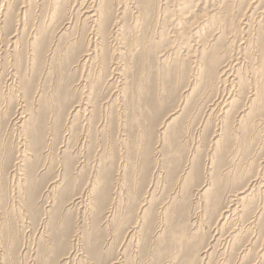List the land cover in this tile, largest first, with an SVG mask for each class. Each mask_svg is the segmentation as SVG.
Instances as JSON below:
<instances>
[{"label": "bare ground", "instance_id": "bare-ground-1", "mask_svg": "<svg viewBox=\"0 0 264 264\" xmlns=\"http://www.w3.org/2000/svg\"><path fill=\"white\" fill-rule=\"evenodd\" d=\"M160 10L170 19L165 21L169 24L167 27L162 25L161 35L158 36H166L167 42L158 50L163 44V37L160 40L157 38L155 43L153 42L156 37L153 42L150 40L151 43L149 39L142 43L139 33H142L140 29L145 21ZM128 14L132 21L130 23L129 17L126 18ZM30 23L31 31L26 33ZM126 35H132L133 39L128 42ZM149 55H153V62ZM169 63L175 72L173 81L175 78L178 83L179 79L185 81L181 87H184L183 93L180 94L179 102L168 111L157 131L155 126L153 131L152 126L147 128L150 132L149 139L147 138L142 151L146 153V163L151 154L156 152L158 156L161 153L160 146L163 143L153 146L154 148L151 146V138L156 133L159 140L164 139L162 142L173 156L172 163L179 164L185 155L188 167H185L186 172L182 173L185 176L177 179L186 193L182 195L181 200H174L164 206L168 231L165 233L163 228L164 233L159 232L161 239L154 244L155 248H152L155 253L153 257L158 259L166 253V264H211L219 247V240L215 241L218 237L214 234V238L207 242L209 236L207 244L204 245L205 237H199V234L201 228L209 224L210 216H214L213 218L218 219L221 229L233 225L232 228L229 227L231 230L228 231V239L225 243L221 242L222 247L219 250L231 258L238 248V262L243 263L256 240L261 238L259 226L264 217V205L257 206L259 197L264 194V0H0V157L3 158L7 154L10 158L16 157L11 175L12 186L9 190V187H5L4 163H0V195L12 197L14 193L23 196L29 194L31 201L34 194L40 191V173L54 169L53 165L56 163L61 167L60 175L55 179L51 178L52 181L45 187L44 196L47 198L50 192L65 183L75 191L81 179L82 169L93 156L90 154L92 145L97 148L105 146L98 154L100 166L97 173L95 172L96 175L89 169L91 175H95L89 188L90 193L107 199L110 204L107 210L109 207L110 209L106 210L104 222H110L111 217L116 215L115 208L118 207L124 188L121 179L123 175L120 177V174H115V166L120 158L129 159V154L139 148L143 133V117L137 113L133 99H129L131 103L128 104L127 97L133 95L126 90L127 73H133V77L139 78L150 72L153 65L157 66L158 69L155 70L158 71L153 79L156 81V88H152L155 93L150 94L152 99L154 96L157 108L160 105L162 108V93L165 89L162 79L164 68ZM76 71L80 73L76 74ZM120 77L125 84L120 87L123 105L121 104L122 111L117 112L116 116L114 103L120 99V94L111 93L107 99L106 94H109V91L106 93V90L120 81ZM145 81L148 82L147 78ZM137 83L140 86V90L137 89L140 94L143 85L145 88L148 84L140 80ZM172 86L175 88L172 90L174 93L179 86L176 88V83ZM73 91L80 92V97L74 96ZM139 107L140 104L138 109ZM104 111L106 118H103ZM6 125L19 131V141L12 147L9 144V149L2 136ZM210 126V142L205 146H211V162L207 167L211 179L209 181L207 178V181L197 184L193 191L190 182H197L203 167L207 165L202 167L200 164V141L202 138L204 140ZM114 133L118 139L116 147L124 146V150L119 148L122 152L120 156L118 149L113 147ZM101 134L106 137L98 140L97 135L102 137ZM58 140L62 143L59 151L56 146ZM103 141H107L106 145H103ZM133 144L137 145L135 150ZM137 151L136 154H139ZM93 153L95 155L96 152ZM127 164L125 163L124 167ZM130 166L127 167L131 168ZM8 177L7 175L6 178ZM67 190L66 188L65 191ZM189 190L190 193L195 192V197L189 194ZM75 192L73 198L77 195ZM78 194L75 198L80 199L82 203L84 195H80L79 191ZM95 195H92L91 199H94ZM151 196L152 192L145 196L143 201H150ZM131 197L129 198L132 199ZM91 199L90 202L94 203ZM189 201L191 206L186 205ZM171 204L191 207L188 213L180 212L181 215L187 213L188 219L183 221L185 224H177L176 218L174 220L175 211L173 212ZM144 205L143 203V209H140L142 219L148 210L144 209ZM94 207L96 211L101 212L102 205ZM120 217L122 219V216ZM173 221L176 222L173 223L174 227ZM245 222L248 228L243 225ZM100 226L102 227L94 224L96 236L103 231ZM128 227L130 228V225ZM253 227H257L254 230L255 235L252 231L248 233L254 237L247 238L243 244L244 229L248 231ZM108 228L106 227L102 234L107 235L104 238L108 239L111 246L113 242L109 241L117 239L115 230L118 232L119 228ZM134 234L130 233L127 240L134 237ZM167 239L168 243L171 241L170 245L174 244L172 250L167 247ZM100 241H91L94 247L92 254L98 258L112 251L110 248L106 251L101 249ZM75 246L76 244H72V252ZM65 257H69V254ZM259 257L260 260L264 258V248L259 252ZM111 264H119L118 259Z\"/></svg>", "mask_w": 264, "mask_h": 264}, {"label": "rangeland", "instance_id": "rangeland-1", "mask_svg": "<svg viewBox=\"0 0 264 264\" xmlns=\"http://www.w3.org/2000/svg\"><path fill=\"white\" fill-rule=\"evenodd\" d=\"M154 1L159 2L161 0H154ZM170 4H172V3H170ZM170 4H169V6H170ZM157 13L155 15L151 16V18L149 17L145 21L144 26H142V28L145 30H143L142 28L140 29V31L143 33V35H142V33H139V37H140L139 39L141 40L142 43H144L145 42L144 40L149 39L148 41H150V40L152 41L156 37L154 42L152 41L153 43H155L157 38H158V40H160L161 37H163L162 38L163 44L158 49V50H161L164 43L167 42V39H166L167 37L161 36L159 38L158 36L161 35L160 31L162 29V25L164 27H167L169 25L165 21H167L170 18L163 14V10H160V12L158 11ZM129 16H130V14H128L126 16V18H128ZM169 21H168V23H170ZM130 22H132V21L130 20V17H129V23ZM31 27H32V25L30 23L29 26L26 28L25 32L29 33L31 31ZM156 27H158V28H156ZM166 33H167V31H166ZM126 38L128 39V42H129L133 39V36L128 35V37H127V35H126ZM124 41H127V40H124ZM151 41H150V43H151ZM124 46H126V42H124ZM149 57L152 58V62H153V60H154L153 55H149ZM40 67H43V65H40ZM170 67H172V65L170 66V63H169L167 65V67L164 68V74H163L164 80L162 79V81H163V85H164L165 89L163 91L164 93H162V96L164 99V103H163L162 108H161V105L159 106V108H157L158 105L155 102L154 96L152 99V95H151V94L155 93L154 89H152V88H153V86L156 85V81L154 82L153 79L155 76L154 74L158 71V70L156 71L155 69H158V67L153 65L150 72H146L145 74H143L144 76L139 77V78L133 77V73H130V72L127 73L128 83L126 86V90L128 91L129 94L133 95V96H131V95L129 96V94H128L129 97H127V100H129V99H131V101H132V99L134 100L132 102H133V104L135 103L136 111L138 110L137 113L139 112L138 114H140V116L143 117L142 118L143 133H142V138L140 140L139 148H137V145L135 146L133 144L134 150L137 148V150L139 151L141 148V150L139 152L136 150L137 153H139V154H136V151H133V153L129 154V159H127V157L120 158V161H118V163L116 164V166L118 168L115 166V170H116V171H114L115 174L116 173L120 174L119 175L120 177L123 175L121 179H122L123 185L125 184L124 186L122 185V187H124V188H122V191H121V197L118 201L119 204L117 203L118 207L115 205L116 206L115 211H117V212H115V214L118 217L115 215V217H111L110 222H107V223L104 222L105 221L104 219L107 215L106 212L110 209V207H109V209L107 210V208H108V206H110V204L107 202V199L104 198L103 196H99L98 194L95 195L94 193H90L91 191H90L89 186L91 187L92 181L94 180V176L96 175L97 170L99 169L98 166H100L99 160H98V154H99V152H102L104 150L103 147L105 148V146H103V147L98 146V148L100 149V150H98L97 146L95 147L93 144L91 147V151H90L91 156H92V154H93V156H92V158H90L89 162L87 164H85L86 167L84 166V168L81 171V175H80L81 179L78 181V186L75 189L76 192L74 190H72L70 185L65 183V184L58 186L56 188L57 190L55 189L56 191L54 190L53 192H50L49 196L47 198L44 196L46 188H47V184L49 183V181H52L53 178L54 179L57 178L58 177L57 175L61 171V167H59L60 166L59 163L58 164L56 163L53 165L54 169H56L55 171L53 168H51V169L47 168L48 171L44 170L40 173L41 174L40 178H39L40 179L39 180L40 185H41L40 191H38L36 194H34L31 201H30L29 194L28 195L25 194V196H26L25 197L19 193L18 194L14 193L12 195L13 198L11 196H3L2 197L1 196L2 194L0 195V264H47V263L48 264H111L112 261L117 260V259L119 261V264H163V263L166 264L167 263L168 259H167L166 253L163 254L162 256H160L158 259H156L155 257H153L155 254L153 249L155 248L154 244L156 245L158 240L161 239L159 236L164 232L167 233V231H168V222L165 221L164 206L166 204H168L169 202H173L174 200H177V201L181 200L182 197L185 195L184 193H186L185 190H183V186H181L182 184H180L178 179L180 177L183 178L185 176L182 173L186 172V168L188 167L186 165L187 159H185L186 156L184 155L183 156L184 160L179 161L181 163V165H180V163L179 164H176L175 162L172 163L171 162V160L173 159L172 154L168 151L169 149L167 146L164 145V142H162V141H164V139L160 138V140H161L160 141L159 137L156 133L151 138V146L156 147L157 145H160L163 143L160 146L162 148L161 153L158 154V156H157V153L154 152L153 153L154 155H152V154L150 155V160L148 157V162L146 163L145 162L146 153L143 152L142 150L145 148L146 141H148L147 138L150 134V132L147 131V128H150L152 126V131H153V126H155L154 128L157 131L159 129L161 123L163 122L166 114L168 113V111L171 110L179 102V100H180L179 98H181V95H182L181 93H183L182 90L184 87L183 88H181V87L185 84V81L183 79H179V78L178 79H179L180 83H178L177 78H175V81H173L175 72ZM165 72H167V73H165ZM79 73H80L79 71H76V74H79ZM147 73H148V75H147ZM171 73H173V74H171ZM165 74L166 75L168 74V75L166 76ZM132 77H133V79H132ZM143 77L145 78V80L147 78L148 82L145 81ZM35 78L36 79L38 78V71L36 73ZM120 79L122 81L118 80L117 83H115L113 86H111V89L113 91L109 88L110 90L109 89L106 90V93H107V91H109L108 92L109 94L105 93L107 95L106 96L107 99L111 96V93L115 92L116 95H117V93L120 94V99L118 100L119 102L116 101L114 103L115 104L114 105V111L116 112V114L114 113V115H116V116H117V112L119 113L120 111H122V105H123L121 103V98L123 96H122V93H120V89L125 84L122 83V82H124L123 78L120 77ZM139 80H140V82L143 81V83L146 85L148 84L145 88L143 85V90H141L142 92L140 91L141 92L140 94L138 93V90H137V89L140 90V88H139L140 86L137 83V82H139ZM119 82H120V84H119ZM173 83L174 84L176 83V88H177V86H179L178 90L177 91L175 90L174 93L172 92V90L175 89L172 86ZM135 87H137V88L135 89ZM155 88H156V86H155ZM179 89H180V91H179ZM146 90H148V91H146ZM73 94H74V96H76L78 98L81 95L80 92L75 93L74 91H73ZM138 95H140V96H138ZM140 98H141L142 102H141ZM136 99H138V100H136ZM129 101H128V104L131 103V101L130 102ZM139 104H140V107L138 109ZM105 115L106 114L104 111L103 118L107 117ZM117 129L118 128L116 127L115 130H117ZM137 130L139 131L140 129H137ZM137 130H136V132H137ZM207 131H208V134L211 132V126L209 127V129H207ZM208 134L204 136L205 138H208V139L204 138V140H203V138H202V141H200L201 149H202L200 152V155L202 158L200 164L202 165V167L205 164H207L204 166L206 168L209 166V163L211 162V158L209 159V157H211V154L209 153V151H211V149H210L211 146H210V144L208 146H205V145H207L208 142H210V134H209V136H208ZM2 136H4V139L6 141L7 146L10 144L9 146L12 147L13 144H15L19 141V131L17 132V129L10 127V126H7V125L5 126V128H3ZM94 136L96 139V135H94ZM113 136L115 137V139L113 138V140L115 142L113 147H116V144L118 141V139H116V133H114ZM97 137H98L97 139L100 140L101 138L103 139V137L105 138L106 135H104V136L102 135V137L100 135H97ZM57 142H59V143H56L57 144L56 145L57 151H59L60 147H61L60 144H62V143L60 140H58ZM106 142L107 141H103L102 142L103 145H106L105 144ZM137 142H138V139H137ZM198 144H199V139H198ZM9 146H8V149H9ZM92 148H94L93 151H92ZM119 148L124 150V146L120 145V147L119 146L116 147V149H118V156H120V153H122ZM182 150H183V148H182ZM93 152H96L95 155ZM5 157H6V159H5ZM5 157L4 156H3V158L0 157V159H1L0 163L1 162L4 163L3 167H4L5 187H6V189L9 187L7 189V190H9L12 186L11 185L12 184L11 175L13 173V169L15 168V165L13 167V161H15L14 162V164H15L16 163V157L10 158L9 154H7V156H5ZM95 157H97V158H95ZM131 157H133V158H131ZM137 157L140 159V163H139V159H137ZM204 158H205V160H204ZM13 159H15V160H13ZM7 160H9V161H7ZM204 161H205V163H203ZM9 162H10V164H9ZM93 163H95V164H93ZM97 163H98V165H97ZM119 163H121V165ZM125 163L126 164L128 163L127 164L128 167L130 165H132V166H130L131 168H128L126 166L128 168V169H126V167H124ZM133 163H134V165H133ZM135 163L136 164L138 163L139 165L136 166ZM55 165H57V166H55ZM87 165L90 168L89 167L87 168ZM204 167H203V171H202L203 173L201 172L200 178L198 177V181L196 182V181L192 180L190 182L191 183L190 188H192V190L197 186V184H200L201 182H204L207 180L210 181L211 175H209V173L207 171L208 168L204 169ZM133 168H134V170H133ZM183 168L185 169L184 171H183ZM89 169L92 172L94 171L93 174H95V175L92 176L91 175L92 172ZM80 170H81V168H80ZM204 171H205V173H204ZM9 172L11 173L10 175H9ZM174 172H175L176 176L174 175ZM54 173H57V174L54 175ZM130 174H131V176H129ZM7 175L10 177V178L8 177L9 179L6 178ZM177 175L179 177H177ZM83 176L85 179H83ZM127 176H128V178H127ZM133 176H134V178H133ZM203 177H204V179H202ZM87 179H89V181ZM133 179H134V181H133ZM43 181H45L44 182L45 184L43 183ZM87 181H88V183H86ZM176 181L178 184L176 183ZM194 184H195V186H194ZM152 185H154V186L152 187ZM81 187H85L86 189L85 188L83 189ZM66 188L68 189L67 191H65ZM80 188H81V191L83 190L82 192L79 190ZM123 190H124V192H123ZM132 190H133V192H131ZM190 190H189V194H193V196H194L195 192L190 193L191 192ZM78 191H79V193H81L80 195H82V196L84 195L82 197L83 198L82 203L80 202V199L75 198V197L79 196ZM125 191H126V193H125ZM74 192H75V194L77 193V195L74 197L75 199L73 198ZM151 192H152V196L149 198L150 201L144 202L143 199L146 198L145 196L149 195ZM16 194H17V196H15ZM92 195L93 196L95 195L94 199H91V197H93ZM131 195L133 198L131 197ZM261 195H262V196H260L261 199L259 197V199H258L259 201L257 202L258 203L257 206H260V207L264 205L263 204L264 203V199H263L264 194H261ZM14 196L19 200V202H18V200L16 201V198H14ZM127 196L131 197L132 199H130ZM4 197H6L7 199ZM27 197H28V199H27ZM87 198H89V199H87ZM71 199H73L75 201H73ZM90 199L94 203H91ZM128 199H130V201L132 202L131 204H130V201ZM21 200L22 201L24 200V201L22 202ZM70 201H72V202L70 203ZM25 202H26V204H25ZM89 202H90V204H89ZM259 202H260V204H259ZM20 203H22V204L20 205ZM143 203L145 204L144 209L147 208L148 210H147L145 217H143V219H142V218H140V216L143 215V214H141V210L143 209V207H142ZM99 204L102 205L101 212L96 211L95 207H94V206L99 205ZM178 204H179V202H178ZM178 204H171L170 205V206L173 205L172 206L173 212L177 211V213L180 214L181 211H186L188 213V209H189V211L191 210L190 209L191 207L187 206V208H186V205L191 206V201H189L185 205V207H182L183 206L182 204H180V205H178ZM174 206H178V207H174ZM177 208H179V211ZM170 209L172 210V208H170ZM175 212L173 215H174V220L176 218L175 221H177V224H185L184 222H186L188 219L187 213L185 212L186 214L183 213V215H181V214L176 215L177 213L175 214ZM103 213H106V214H103ZM120 213L123 215H121ZM102 216H104V217H102ZM119 216H122V219H121V217L119 218ZM162 216L164 217L163 219H162ZM146 217H147V219L149 218L147 222H146V220H147ZM213 217L210 216V218L208 219V220H210L209 224L207 226H204L203 229L201 228L202 231H200V234H199V237H205L204 238V245H206L207 242L210 241V239L214 238V234H215V237H218L215 241H217V240L220 241V242L218 241L219 247H217L218 250H217L215 256L213 257V259L214 258L215 259L212 260L211 264H214V263L215 264H233V262H235L236 264H239V263L240 264H253V263L254 264L255 263L256 264H258V263L264 264V258H262V260H260V257H259V252L262 251L264 248V239H262V236L264 238V226H263L264 225V221H263L264 217L262 218L263 224L261 223V225H260L261 227L259 226L261 238L257 239L258 241L256 240V242L254 243V247H253L254 250L252 249L253 253L251 251L246 256V258H245L246 261L244 260L243 263L238 262V259L240 258V257H238V255H240L239 254L240 251L238 248L233 253L235 256L231 255L232 256L231 258L229 256L226 257L227 255L224 252H221L219 250V248L222 247L221 242L225 243L226 240L228 239V234H229L233 225L230 226L231 225L230 224V225H228V227H224L223 229H221V228H219L220 224L218 223V219L213 218ZM114 218H116L117 222L114 221L115 220ZM118 218L120 219L119 221H118ZM179 219H181V220L179 221ZM102 222H104V223H102ZM118 222H119V224H118ZM215 222L218 224H216ZM95 223L102 225V227H103V231L101 230V233H97V236H96L95 227H94ZM111 223H114L115 225L111 224ZM173 223H174V221L172 222V226H173ZM162 224H163V226H162ZM211 224H212V226H211ZM129 225H130V228L128 227ZM243 225H245L248 228L247 222H245ZM92 226H93V228H92ZM108 226H110V227L108 228ZM102 227L100 226V229H102ZM106 227L109 230L119 228L118 232L115 230L117 239L116 240L113 239V240L109 241V242L114 243V244L111 243V246H109L108 239L105 240V238H104V236L107 237V235L102 234L104 232V230L106 229ZM229 227H231V228H229ZM154 228H156V229H154ZM163 228L165 230L164 232H163ZM208 228H209V230H208ZM216 228H217V230H216ZM92 229H93V231H92ZM161 229H162V231H161ZM256 229H257V227H253L252 229H249L248 231H247V229H244L243 236L245 239L243 240L244 242H242L243 244L245 243V240L247 238L250 239V238L254 237V235H255L254 230H256ZM130 230H132V231H130ZM209 231H212V232L209 233ZM224 231H226V232H224ZM251 231L253 232L254 235L249 234ZM129 232L131 234L132 233L133 234L135 233V234H134V237H132L128 241L127 237L130 234ZM222 233L225 235H223ZM246 233H247V235H246ZM209 236H210V238H209ZM208 238H209V240L207 241ZM92 239L101 240L100 241V242H102L101 243L102 244L101 249L103 248L106 251L107 249L110 248L109 250H112V251L109 253H105L104 255H102L101 258H98L97 255L92 254V252L94 251V247L91 244ZM122 240H123V242H122ZM166 242H167V247L170 250H172L174 247V244L170 245L171 241H170V243H168L169 242L168 239L166 240ZM72 244H76V246H75L76 248H73V252L71 249ZM241 244L239 246H241ZM86 249H87V251H86ZM113 249H115V250H113ZM38 250H39V252H38ZM85 251L88 253H86ZM119 251H122V252H119ZM255 251H256V254H255ZM68 254H69V257H65V256H68ZM223 254H225V255H223ZM47 255H48V257H46ZM84 255L85 256L88 255V256L85 257ZM117 255L119 256L118 258H117ZM219 256H221V257H219ZM224 256H225V258H224ZM233 256L235 257V259ZM257 256H258V258H257ZM248 257H249V259H248ZM227 258H228V260H230L229 263H228V260H226ZM38 260H40V261H38Z\"/></svg>", "mask_w": 264, "mask_h": 264}]
</instances>
